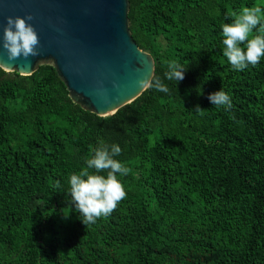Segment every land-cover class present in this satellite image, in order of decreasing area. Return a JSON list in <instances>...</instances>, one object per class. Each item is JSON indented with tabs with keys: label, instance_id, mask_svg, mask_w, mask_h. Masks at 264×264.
Instances as JSON below:
<instances>
[{
	"label": "trees",
	"instance_id": "trees-1",
	"mask_svg": "<svg viewBox=\"0 0 264 264\" xmlns=\"http://www.w3.org/2000/svg\"><path fill=\"white\" fill-rule=\"evenodd\" d=\"M128 4L131 36L169 93L146 88L102 117L50 65L0 68V264H264V58L234 70L222 43L232 13L264 0ZM170 61L187 68L177 84ZM220 89L230 110L208 99ZM100 140L121 148L127 196L86 227L69 178Z\"/></svg>",
	"mask_w": 264,
	"mask_h": 264
},
{
	"label": "water",
	"instance_id": "water-1",
	"mask_svg": "<svg viewBox=\"0 0 264 264\" xmlns=\"http://www.w3.org/2000/svg\"><path fill=\"white\" fill-rule=\"evenodd\" d=\"M128 7V0H0V34L7 17L31 14L40 38L39 54L27 59L9 61L0 49V68L30 75L50 65L78 107L110 116L147 88L137 81L155 67L131 36Z\"/></svg>",
	"mask_w": 264,
	"mask_h": 264
},
{
	"label": "clouds",
	"instance_id": "clouds-1",
	"mask_svg": "<svg viewBox=\"0 0 264 264\" xmlns=\"http://www.w3.org/2000/svg\"><path fill=\"white\" fill-rule=\"evenodd\" d=\"M233 22L222 25L223 55L234 70L242 71L256 66L264 58V8L260 6L244 7L239 13H232ZM34 18L31 14L25 17H7L6 25L2 26L0 34V49L7 53L9 61L23 57L38 55L40 38L34 26L30 23ZM254 30L257 34L253 35ZM244 45L245 47H241ZM187 68L177 61L168 63L165 78L168 81L184 79ZM140 88H154L163 93H169V87L158 76L150 75L137 81ZM117 85L114 84V87ZM209 101L217 108L225 110L232 108L231 97L220 89L210 93ZM108 102L107 99L104 101ZM202 113L203 109L196 105L193 109ZM121 153L118 144L108 145L103 140L94 150V155L86 160V167L78 174L69 178V194L71 204L79 214L81 222L87 227L95 224L101 217L110 215L127 196V192L119 176L127 175L131 170L114 159ZM94 170V171H89ZM106 172L105 175L100 173ZM60 185L57 183V188Z\"/></svg>",
	"mask_w": 264,
	"mask_h": 264
}]
</instances>
